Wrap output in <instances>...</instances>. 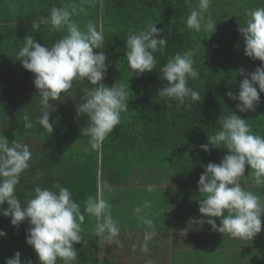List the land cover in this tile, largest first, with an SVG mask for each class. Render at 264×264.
<instances>
[{"label": "trees", "instance_id": "16d2710c", "mask_svg": "<svg viewBox=\"0 0 264 264\" xmlns=\"http://www.w3.org/2000/svg\"><path fill=\"white\" fill-rule=\"evenodd\" d=\"M14 1L10 0L9 5L14 6ZM28 4L15 16H5L4 2L0 0V138L5 136L10 143L17 140L27 144L32 152L30 167L21 175L16 188L21 203L34 196L35 187L52 188L58 183L73 193V199L81 204L83 212V202L89 195L99 192L104 198L108 191V196H112L114 189L126 190L136 175L141 179L145 177L135 161L144 152L154 150L166 151L159 153L169 158L174 185L197 188L204 171L201 165L219 163L227 152L212 147L211 152L206 153L199 145L207 144L208 135L219 130L221 115L236 111L237 101L226 93L238 90L243 79L241 70L246 75L261 64L244 54L238 28L246 19L245 12L264 7V0H211L209 13L218 23L213 35L196 33L186 27V18L197 0L190 3L186 0H44L40 4L37 1ZM72 4L84 8L83 12L78 9L72 20L81 29L91 21L103 35L105 47L97 51L106 54L109 67L102 83L111 86L117 81L128 85V110L122 113L120 124L95 151L89 149V137L82 135V129L88 127V117L77 119L75 112V105L85 95V89L95 86L87 79L75 80L58 101H50L56 109L52 119L61 118L51 134L37 123L42 106L33 84L34 74L16 60L29 34L47 47L61 39L66 30L54 31L50 25H42L34 32L32 21L47 16L53 6L70 7ZM148 23H156L163 30L160 38H166L167 45L163 51L154 53L157 69L135 75L125 59L126 38L130 32L143 30ZM188 50L193 52L194 67L199 71V79L189 80L188 84L201 93L200 101L193 107L178 105L157 94L158 89L167 84L159 69L175 54ZM237 114L247 120L254 134L264 136V93L254 112L237 111ZM25 115L29 116L32 128L24 127ZM250 171L246 167L241 185L264 202V184L257 185ZM7 207L5 203L4 208ZM84 215L83 239L76 245L78 257L74 264H101V237L94 234V218ZM261 219L264 222V216ZM29 227L24 222L17 228L10 218L0 214V230L7 233L6 237H0V264L17 251L21 252L22 261L31 259L33 264H39L34 249L26 243ZM229 237L231 244L241 240ZM57 264L64 262L58 260Z\"/></svg>", "mask_w": 264, "mask_h": 264}, {"label": "clouds", "instance_id": "9594fccd", "mask_svg": "<svg viewBox=\"0 0 264 264\" xmlns=\"http://www.w3.org/2000/svg\"><path fill=\"white\" fill-rule=\"evenodd\" d=\"M190 3V0H186ZM211 0H197L186 18V27L196 33L216 31L218 24L209 13ZM84 11L82 5L51 8L47 16L32 21V30L38 31L42 25H50L54 31L66 34L50 47L42 46L33 35H27L19 48L16 60L23 68L34 74L33 84L40 96L41 115L37 123L47 132L53 133L61 119H52L56 110L50 101H58L62 93H67L73 81L87 79L95 87L85 89V95L75 105L76 118L88 117V127L82 135L89 137L90 150H98L105 138L120 124L122 113L128 110V85L114 82L111 86L102 83L108 71L107 56L103 51L104 38L95 24L89 21L84 29L72 20L74 15ZM246 19L238 28L243 42L244 54L261 64L252 72L240 75L238 90H229L226 95L237 101L236 111L218 118L220 128L208 143L199 145L206 153L211 148H223L227 152L219 163L201 165L197 189L201 196L198 201L200 217L194 223L208 224L214 232L228 234L233 238L253 239L262 231L264 202L260 196L245 190L241 178L246 167L257 185L264 184V136L252 132L247 120L237 114L254 112L261 103L264 93V7H256L245 12ZM163 30L156 23H148L143 30L130 32L126 38V61L135 75L151 73L157 69L158 60L154 53L163 51L167 39L160 37ZM211 35V36H212ZM191 50L177 53L168 59L159 72L167 81L158 89L159 97L174 100L178 105L193 107L201 99V93L190 87L189 80L199 79V71L194 67ZM258 86V87H257ZM24 127L32 128L29 116L23 117ZM32 152L27 144L0 138V214L10 218L17 228L24 222L30 227L26 231V243L34 249L39 264H74L78 257L76 245L81 243L82 223L85 213L94 218V234L97 237L119 243L120 226L114 220L110 204L100 195H89L81 204L73 199V193L66 187L54 184L52 188H34V196L23 204L17 198L16 188L21 175L29 169ZM155 186L147 191L153 192ZM5 203L8 205L4 208ZM151 202L134 209L137 219L145 226L141 250L148 252V243L155 235L153 220L148 218ZM227 213V214H226ZM219 218V224L217 219ZM7 233L0 230V237ZM21 252L7 258L4 264H33L31 259L22 261Z\"/></svg>", "mask_w": 264, "mask_h": 264}, {"label": "crops", "instance_id": "0c3cea01", "mask_svg": "<svg viewBox=\"0 0 264 264\" xmlns=\"http://www.w3.org/2000/svg\"><path fill=\"white\" fill-rule=\"evenodd\" d=\"M32 1L40 4L44 0H15L14 6L9 5L10 0H3V13L5 16H15L18 10L28 7ZM165 157L169 161L168 156ZM144 175L142 179L136 175L132 184L126 187L124 194L128 193L134 202L124 205V211L120 213L114 207L110 208L121 231L118 244L101 238V264H208L211 260L201 262L202 255L215 258V264H240L233 258L241 254L243 249L237 253L230 242V235L214 232L206 223H194L195 218L200 217L198 201L203 198L197 188L178 187L172 180H166L167 174L161 175L159 171ZM149 186H155L156 190L148 192ZM133 188H142L143 192L137 194L131 191ZM146 200L151 202L150 209L145 211L149 212L148 218L153 220L155 235L148 243V252H143L141 245L144 242L145 226L133 218L132 214L124 221L122 218L136 208L135 202L143 206ZM216 219L219 224V218ZM263 232L264 222L260 233ZM253 239L241 241L248 243ZM261 243L263 245H256L258 250L264 246ZM257 248L253 247L254 251ZM241 264H264V248Z\"/></svg>", "mask_w": 264, "mask_h": 264}, {"label": "rangeland", "instance_id": "374dc122", "mask_svg": "<svg viewBox=\"0 0 264 264\" xmlns=\"http://www.w3.org/2000/svg\"><path fill=\"white\" fill-rule=\"evenodd\" d=\"M159 152H166V151H148V152H144L142 154V157H140L139 159H137L135 161V165L137 167L138 170H141L142 173L148 175L149 173H154L159 171V173L161 175L167 174L166 180H172L173 181V167H171V163L170 161H167L166 157L163 155V153H159ZM153 153V154H150ZM148 154V155H146ZM146 155V156H144ZM126 190L123 189V187H121L119 190L114 189V193L112 196H108V191L105 192V197L104 199L110 204V206L113 208L114 210H116L117 212H123L124 208H122L124 205H126L129 202H134L135 200L131 197L128 196V193L125 195L122 192H124ZM132 192H135L137 194L143 192V189L140 188H133L131 189ZM108 199V200H107ZM141 206L139 204V202H135V206L134 207H138ZM110 207V208H111ZM142 207V206H141ZM136 218L137 219V214L135 213L134 210H132L130 212V214L124 218H122V220L124 221L125 218H129L131 217ZM263 220V219H262ZM261 241L264 243V232L263 233H259L253 240L248 241V243H245V241H241L239 240L236 243H233V247L234 249L237 250V253L239 251V249H243L241 254H236L234 256V260H237L240 264L243 263L246 260H250L252 257L257 255V252L259 253L260 249H263V247H261L259 250L257 248L256 245H263L261 243ZM253 247H256L257 249L254 251ZM201 262L205 261V260H211L210 262H208V264H215V258H210V257H205L204 255H202L200 257Z\"/></svg>", "mask_w": 264, "mask_h": 264}]
</instances>
